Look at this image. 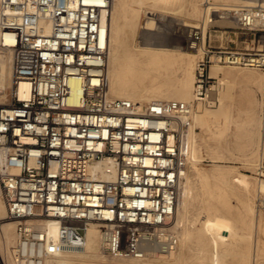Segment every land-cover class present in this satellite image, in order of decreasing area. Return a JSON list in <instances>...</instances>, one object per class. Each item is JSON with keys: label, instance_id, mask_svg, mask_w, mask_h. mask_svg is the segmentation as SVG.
<instances>
[{"label": "built area", "instance_id": "built-area-1", "mask_svg": "<svg viewBox=\"0 0 264 264\" xmlns=\"http://www.w3.org/2000/svg\"><path fill=\"white\" fill-rule=\"evenodd\" d=\"M109 6L110 0H0V47L13 56L8 101L0 103V187L7 219L16 223L17 264L42 253L48 240L36 225L42 220L58 222L60 252L84 250L86 227L92 223L107 256L144 259L174 252L179 245L176 210L187 170L189 123L180 117L208 105L216 82L211 66L264 74V7L233 5L218 11V17L232 20L255 47L212 50L203 32L190 31L187 47L203 49L192 103L139 107L112 99L102 22ZM42 23L50 26L48 33ZM259 110L254 174L264 183V83ZM101 161L114 165L113 180L90 175L89 167ZM258 205L264 209L263 193Z\"/></svg>", "mask_w": 264, "mask_h": 264}, {"label": "bare ground", "instance_id": "bare-ground-1", "mask_svg": "<svg viewBox=\"0 0 264 264\" xmlns=\"http://www.w3.org/2000/svg\"><path fill=\"white\" fill-rule=\"evenodd\" d=\"M227 1L238 2V0ZM177 2L178 0H154L153 5L159 10L170 8L173 10ZM243 2L249 4H243V6L248 7H252L253 4H264V0H243ZM143 5L144 0H110L108 11L102 15V22L107 27L109 42L106 68L109 97L112 99L128 100L139 107L162 101H181L190 104L194 99L193 86L196 59L202 56L203 49L191 52L183 51L178 45H169L167 36L152 32L154 28L159 27L158 23H160V19L164 18L161 15L158 16V21L156 20L157 17H154L144 22L140 45L137 44L132 48L126 46L124 36L129 33L133 38L137 33L140 14H147ZM199 14V8L194 6L192 8V15L199 16ZM218 20L222 23L229 21L221 20L219 17ZM190 26V24H186V27ZM43 28L46 33L50 31V26L47 24H43ZM6 41L9 43L8 40ZM12 57L10 49L0 47V103L8 101V89L12 80ZM218 66L220 65H213L210 69L212 78L216 77V79H213L217 80L219 84L227 83L230 79L239 76V73H235L232 70L220 73ZM233 68L235 69L236 66ZM172 70H174V79L176 80H172L171 78ZM179 73L182 77L177 76ZM260 73L263 77L262 83H264V74ZM247 80L249 83L254 84L256 77L251 75L247 77ZM251 94L252 91L248 89L247 95L243 98V103L240 105L248 114L254 106ZM212 95H214L213 92L211 97ZM196 114L192 113L190 116L180 117L181 121H188L189 125L186 128L187 137L184 140L186 144L187 170L181 182L176 210V228L179 245L174 252L164 256H172L179 247L191 238L192 234L188 228L189 220L185 213L186 207L182 211L180 208V203L185 201L182 200L181 202L180 199L183 190L185 193L189 192V183L193 175L199 180L200 188L208 196V205L198 214L195 220L198 229V235L195 239L200 248V253L197 257L198 261L205 264H224L231 257L238 258L239 260H235L240 261V264H249V256L252 253L250 234L254 229H258L260 233V238L257 241V250L264 255V217L258 213L257 207L253 202V199L256 196L259 197L260 193L264 194V183H260L256 177L239 172L235 167L214 165V168L209 172L201 168V161L197 155L195 146L197 121L200 123L199 129L202 132H211L215 142L227 131V124L212 130L209 127L208 118H197ZM214 146L215 148L212 151L216 155L217 144ZM215 158L219 157L216 156ZM254 167H256V163ZM89 173L91 176L111 181L115 178V167L110 161L95 162L89 167ZM233 198L237 199V205H232L231 199ZM36 225L47 234L48 240L42 253L35 256V259L29 262H25V259H23L24 264H43L40 260L42 257L44 264H91V260L99 256L141 263L153 257L160 258L158 254L147 256L144 259H118L107 256L103 251L100 230L94 223L86 227L84 250L78 252H60L56 248L58 222L54 220H42L36 222ZM226 238L231 239V244L226 246L225 250H220L218 247L225 245L224 240H227ZM234 240L242 246L234 248L232 245ZM17 242L16 223L7 220L6 205L0 187V264H17L15 260ZM11 245L12 248L9 250ZM3 249L8 251L10 261H7L5 258L1 259V250Z\"/></svg>", "mask_w": 264, "mask_h": 264}, {"label": "rangeland", "instance_id": "rangeland-1", "mask_svg": "<svg viewBox=\"0 0 264 264\" xmlns=\"http://www.w3.org/2000/svg\"><path fill=\"white\" fill-rule=\"evenodd\" d=\"M153 4L154 0H144L143 6L146 9L147 14H140L137 33L133 38L129 33L124 36L126 39L125 45L129 48L135 47L137 44H141L144 22H146L149 18L154 17H157L156 20L158 21L159 15L164 18L160 19V23H158L159 27L154 28L157 30L153 29L152 32L158 33L162 36H167L169 45H178L183 51L191 52V50L187 47V37L190 31L193 30L203 32V35L206 38V47L210 46L212 50H218L221 48L240 51L247 49V51H251V49L255 47L249 41L250 35L237 30L232 20H229L226 23H222L218 20V11H220L221 8L231 5H249L243 2V0H238V2L227 0H178L173 10L171 8L159 10L157 7H154ZM194 6L199 8V16L192 15V8ZM252 6L264 7V4H253ZM205 7L209 8L206 9ZM186 24H190L191 26L186 27ZM163 26L165 27L162 28ZM200 57H197L196 60ZM218 67L220 68V73L232 70L235 73H239V76L230 79L229 82L224 84H219L216 80L213 88L214 95L211 97L212 99L210 98L208 105L201 108V110L196 114L197 118L207 117L209 120V127L212 130L223 127L227 124V131L217 139L216 143L211 132H202L199 129L200 123L197 121L195 130L196 136L195 134L194 136L197 155L201 161V168L209 172L212 168H214V165L228 166L231 168L235 167L239 172L255 177L254 165L257 160L258 149L261 142V130L259 124V94L261 93L263 87L262 74L258 71L244 67H236L235 69L233 68L234 66L228 65H220ZM173 71L174 70H172L171 78L172 80H176L174 79L175 75ZM209 74L211 76V69L209 70ZM251 75L256 77L254 84L249 83L247 80V77ZM177 76L182 77L180 73L177 74ZM213 78L216 79V77ZM248 89L252 91L251 95L252 100L254 101V106L249 114L246 113L244 108L240 106L243 103V98L247 95ZM215 144H217L216 155H214L212 151L215 148ZM216 156L219 158H215ZM198 181L199 180L192 175L189 183V192L185 193L183 190L181 193L180 201L182 202V200H184L185 202L180 203V208L182 211L184 207H186L185 213L187 219L189 220L188 228L192 235L191 238L184 245L179 247L172 256L168 257L160 255V258L153 257L142 263L122 261L112 258H102L99 256L94 257L91 260V264H183L184 262V264H205L198 261L199 259L197 258L200 253V248L195 239L198 235L195 220L197 219L198 214L208 205V196L200 188ZM257 198L258 197L256 196L255 199H253V202L257 207L256 210L258 213L264 217V210L259 208ZM231 203L232 205H237V199H231ZM250 235L252 240V253L249 256V264H264V255L257 250V241L260 238L258 229H254ZM226 239L227 240H224L225 245H220L218 247L220 250H225L227 248L226 246L231 244V239ZM232 243L234 248L242 246L236 240ZM11 248L12 245L9 250ZM4 258L7 261H10V255L6 249L1 250V259ZM235 259L238 258L229 257L224 264H240V261L238 262L239 259ZM40 260L44 264L43 257Z\"/></svg>", "mask_w": 264, "mask_h": 264}]
</instances>
